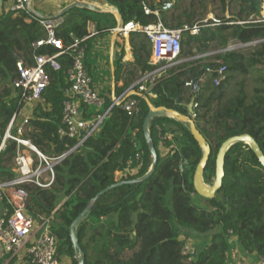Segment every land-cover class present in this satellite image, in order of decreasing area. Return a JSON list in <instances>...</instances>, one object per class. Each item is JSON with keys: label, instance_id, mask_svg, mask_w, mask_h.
I'll list each match as a JSON object with an SVG mask.
<instances>
[{"label": "trees", "instance_id": "16d2710c", "mask_svg": "<svg viewBox=\"0 0 264 264\" xmlns=\"http://www.w3.org/2000/svg\"><path fill=\"white\" fill-rule=\"evenodd\" d=\"M167 1L106 0L118 9L124 23L135 20L141 24L155 21L153 14L143 12L142 4L154 9ZM261 2L175 0L171 8L161 11V21L168 28L198 25L197 34L184 30L181 35L180 57L193 59L168 70L169 77L161 79L151 93L144 97L132 94L139 98L141 108L135 119H129L121 104L112 107L98 132L55 165V181L49 188L43 189L34 183L20 185L28 194L27 215L52 216L49 228L57 238L61 263L68 258L69 264H77L68 227L90 200L107 186L139 178L150 168L151 154L142 130L148 112L145 98L154 106L181 113H186L187 105L194 100L196 128L210 147L202 176L206 184L213 182L216 155L228 137L247 133L264 152V40L247 50L226 49L232 40L246 43L264 39V23H236L258 13ZM209 14L218 24L209 25ZM57 18L60 22L55 28L56 35L66 44L70 34L85 37L84 42L88 44L89 23H95L99 36L117 25L113 13L80 7ZM38 19L31 11L0 12V142L12 115L24 107L20 93L13 87L18 77L16 61L32 63L31 44L44 36ZM204 19H208L207 24L203 23ZM128 43L132 61L122 62L120 58L114 67L115 85L122 80L124 87L151 68L149 38L134 31L130 32ZM55 51L47 46L39 48L37 53L54 54ZM211 51L213 55L196 58ZM120 54L122 57L123 49ZM56 59L60 68L46 69L49 84L21 128V137L30 140L47 156L66 153L77 143L75 138L59 132L71 59L67 55ZM207 59L213 60L207 63ZM207 64L212 69L225 65L226 80L213 85L216 73H206ZM249 77L253 78L251 91L245 88ZM193 79L197 88L192 90L186 83ZM231 83L237 86L233 96L229 95ZM109 104L108 97L104 108ZM148 130L158 155L154 172L142 182L122 184L101 194L75 226L84 264H228L234 245L229 241L230 231L243 251L264 256V168L250 145L238 141L229 146L221 187L213 198L206 199L193 188V174L202 150L187 125L172 117L158 116L149 122ZM169 134L171 137L163 141L167 151L162 154L160 137ZM15 151L13 141H6L0 151V183L15 176ZM136 153L140 154V162L135 160ZM129 160L132 162L128 163ZM134 167H138L136 173L116 178L118 172ZM194 195L203 199L201 206L194 204ZM178 227L210 233L209 242L201 245V239L198 246L185 253L186 237H180Z\"/></svg>", "mask_w": 264, "mask_h": 264}, {"label": "built area", "instance_id": "2783aa9c", "mask_svg": "<svg viewBox=\"0 0 264 264\" xmlns=\"http://www.w3.org/2000/svg\"><path fill=\"white\" fill-rule=\"evenodd\" d=\"M174 3L175 0H168L161 7L154 9L142 4L143 12L153 14L155 21L141 24L135 20H130L124 23L122 27L113 29V31L118 32V36L125 39L128 38L130 32L134 31H140L149 38L151 43L149 64L151 68L146 70L133 85L124 89L121 94L113 96L106 109L103 99L92 88V80L86 66L85 37L78 38L70 34V41L66 44L56 35L55 28L60 22L59 18L38 19L44 29V36L31 44V64H25L22 60L16 61L18 77L13 81V87L20 93L24 106L37 103L41 99L43 90L49 84L46 69L48 67L60 68L56 59L58 56L67 55L70 57L71 66L66 72L69 87L66 92V99L62 102V127L59 132L62 135L75 138L77 143L66 153L47 156L38 150L30 140L21 137V128L28 119L22 116V119L18 120L23 108L10 118L0 142V151L4 149L6 141L15 142L14 172L17 176H14L10 181L0 183V200L7 204L0 217V264H12V260L15 258H20V264H64L58 259L57 238L49 228L52 216L33 218L27 215L28 194L20 185L34 183L40 188H49L55 181V165L59 164L66 155L74 151L90 136L96 134L108 112L115 105L121 104L129 119H135L138 116L141 110L140 100L133 95L139 93L144 97L151 93L152 87L161 79L169 77L168 70L185 60L180 57L182 32L188 30L191 34H197L199 31L198 25L189 27L184 24L178 28H168L162 23L161 11L171 8ZM28 8H30L29 0H12L6 11L18 14L25 11L29 12ZM208 18L211 20L209 25L218 24V20L212 15H209ZM207 20L204 19L203 23L207 24ZM236 23L240 25L264 23V0L260 4L258 13H253L247 19L238 20ZM262 40L264 39H254L242 43L241 47H251ZM47 46L53 47L56 50L55 53H37L39 48ZM212 54L214 53L200 54L196 58ZM212 60L207 59L206 62ZM205 70L208 74L216 73L212 79L215 86L227 78L225 65L212 69L207 64ZM186 84L191 86V82ZM135 87L138 92L134 89ZM196 88L194 85V89ZM100 108L102 109L100 110ZM89 110L96 111L90 114V117H86ZM192 116L194 117V114ZM12 129H15V132H12ZM165 139H169L168 135L160 137L161 146H164L163 141ZM135 160L140 162L139 153L135 154ZM131 162L132 160L128 161V163ZM135 169L138 170V167L120 171L119 178L126 177L129 172ZM230 232L229 241L235 245L237 239ZM191 251L187 245L184 246L185 253ZM257 264H264V256L258 255Z\"/></svg>", "mask_w": 264, "mask_h": 264}, {"label": "water", "instance_id": "95a60500", "mask_svg": "<svg viewBox=\"0 0 264 264\" xmlns=\"http://www.w3.org/2000/svg\"><path fill=\"white\" fill-rule=\"evenodd\" d=\"M30 1L31 0H29V3H30ZM75 7L86 8V9H89L91 11L100 12V13H103V12L113 13L116 17V20H117L116 27L120 28L124 24L122 16L115 6H112L110 4H108L106 6H97V5H93L91 3L84 2V1H75L73 3H70L69 5L62 8L52 18L60 17L64 13H66L67 11H69L70 9L75 8ZM28 10L31 11L33 13V15L36 17H39V18L43 17L39 13H37L36 11L31 9V7L28 8ZM117 35H118V32L113 31V37H115ZM195 81H196L195 79H193L191 81V89L192 90L194 89ZM145 99H146V103L148 105V112H147V114L143 120L142 130H143L145 142H146L147 147L149 149V152L151 154L150 168L148 169V171L144 175H142L139 178L131 179V180H120V181H117L116 183L111 184V185L107 186L106 188L102 189L101 191H99L95 195V197H93L90 200L89 204L72 220V222L70 223V225L68 227V231H69V237H70V240L72 243V247L74 250L75 259H76L77 264H84V255L82 253H80V247H79L78 239L75 235L74 229H75V226L81 221V219L89 212L90 207L93 204V202L95 201V199L113 187H116V186H119L122 184H133V183L142 182L143 180L148 178L154 172L156 164H157L158 155H157L153 140H152L151 135H150L149 130H148L149 122L154 117H158V116L172 117V118L186 124L188 129L190 130L193 138L198 143L199 147L202 150V156H201V158H200V160H199V162L196 165V168L194 170L192 182H193V188H194L195 192L203 198H206V199L213 198L215 193L220 189L222 178L224 176L223 165H224L225 153H226L227 149L229 148V146L235 142L240 141V142H244V143H247L248 145H250V147L252 148V150H253L254 154L256 155L258 161L260 162V164L264 168V152L261 150L258 143L253 139V137L247 133H244L241 135H234V136H230L227 139H225L221 143V145L218 149V152L216 155V160H215V175H214L213 182L211 184L204 183L202 176H203V172H204V169L207 165L208 158L210 155V147L208 144H206L204 137L201 135L199 130L196 128V124H195L194 118L192 116L193 115L194 100L192 99L191 102L187 105V112L181 113L175 109L167 108L165 106H154L148 100V98H145ZM16 176H17V174L15 175V177Z\"/></svg>", "mask_w": 264, "mask_h": 264}, {"label": "crops", "instance_id": "0c3cea01", "mask_svg": "<svg viewBox=\"0 0 264 264\" xmlns=\"http://www.w3.org/2000/svg\"><path fill=\"white\" fill-rule=\"evenodd\" d=\"M11 1L12 0H0V12L2 10L6 11L7 7L11 4ZM75 1H84L97 6L108 5L106 0H31L30 7L45 18H52L62 8ZM87 31L89 33V40L87 42L88 44H86V64L92 80V88L98 95H100L105 105L106 98L109 97L111 102L113 96L121 94L124 89L133 85L137 81L136 80L131 85L124 87L123 81L118 80L115 85L114 67L118 64L120 58L122 62L132 61V53L128 38L125 39L118 35L113 37V30L105 35L99 36L96 34L95 23H89ZM122 49L123 56L120 57ZM115 87L118 89L117 94H115ZM33 107L34 104L24 106L18 120L22 119V116L29 118L32 115ZM101 109L102 108H100V110ZM95 111L96 110H89L88 114L95 113ZM170 137L171 135L169 134L168 138ZM159 149L162 154H165L167 151L165 146L160 145ZM136 170L137 169L129 172L127 175L136 173ZM120 175V172H118L116 178L118 179ZM4 208L5 204L0 200V217L4 212ZM192 240L191 244L194 245L193 248L198 246L200 239L193 236ZM257 260L258 255L256 253L243 251L238 243H235L228 264H257ZM20 262V258L12 260V264H20Z\"/></svg>", "mask_w": 264, "mask_h": 264}, {"label": "rangeland", "instance_id": "374dc122", "mask_svg": "<svg viewBox=\"0 0 264 264\" xmlns=\"http://www.w3.org/2000/svg\"><path fill=\"white\" fill-rule=\"evenodd\" d=\"M209 15H211V14H209ZM241 45H242L241 42H239L237 40H232V41L229 42L227 48L228 47L229 48H232V49H234V48H242L244 50H247L249 48V47H241ZM219 51L220 50L215 51V52H219ZM213 52L211 51L209 53H213ZM192 59H193V57L185 58V60H192ZM238 78L240 79L239 76H238ZM239 79H237V80H239ZM252 79H253L252 77H249V78H247V80L245 82V88L248 91H251L252 90V87H253V85H252ZM229 86H230L229 87V95L230 96H233L235 94L236 90H237V86L235 85V83H231ZM92 109H95V108L92 107ZM193 200L195 202L194 204L197 205V206H201V204L204 203L203 202V199H201L200 197H197L196 195H194ZM178 229H179L178 231L180 233V237L181 236H182V238H184V236L186 237V240H187L186 245L188 246V248L190 249V251L193 249V246H194V245L191 244V242L193 241L192 240V237L193 236H195V238H197V239H200V240L202 239V242L200 241L201 242V245L204 244V243H208L209 242V239H210V235L209 234L210 233H198V232H195V231L189 230V229L186 230V231H184V228H180V227H178ZM181 231H182V235H181ZM60 261L62 262L63 259L60 260ZM69 262H70V259H68V258H67V260L64 261L65 264H69Z\"/></svg>", "mask_w": 264, "mask_h": 264}]
</instances>
